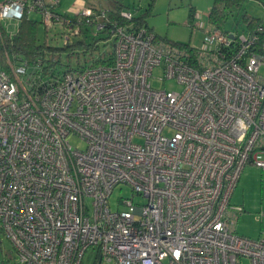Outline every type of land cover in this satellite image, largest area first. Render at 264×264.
Here are the masks:
<instances>
[{
	"label": "built area",
	"instance_id": "2783aa9c",
	"mask_svg": "<svg viewBox=\"0 0 264 264\" xmlns=\"http://www.w3.org/2000/svg\"><path fill=\"white\" fill-rule=\"evenodd\" d=\"M59 4L3 0L0 18L17 27L36 13L63 44L104 29V9ZM191 26L203 31L193 51L117 25L109 65L48 77L27 61L0 66V230L20 264H80L89 248L114 264H264V232L237 234L230 203L242 168H264V22ZM155 67L182 89L154 88ZM124 183L145 202L113 210Z\"/></svg>",
	"mask_w": 264,
	"mask_h": 264
},
{
	"label": "rangeland",
	"instance_id": "374dc122",
	"mask_svg": "<svg viewBox=\"0 0 264 264\" xmlns=\"http://www.w3.org/2000/svg\"><path fill=\"white\" fill-rule=\"evenodd\" d=\"M2 1V0H0ZM213 0H154L153 5L149 7L150 0H60L57 10L61 13L72 14L79 8L81 4L96 9L114 8L117 4H121L123 9L130 11L133 15L144 14L146 9L149 10L144 14L145 24L151 28L160 38L173 42L187 43L199 46L203 36V31L195 26H191L189 21V7L200 13L198 19L192 20V25L201 21L205 23L207 15L212 6ZM242 13L249 16L259 18L264 22V0H244L243 5L239 9L227 10V17L224 27L233 31H241L244 23L241 20ZM32 18L40 20L38 14H31ZM0 24L6 29L15 30L12 23L6 19L0 18ZM41 24L38 27V41L40 43L46 41L51 46L61 47L63 40L60 37L59 29L51 28L48 35L45 34ZM104 34L97 37L98 49L85 50L83 47H74L72 50L56 51L54 57L57 63L54 66V74L61 75L69 68H80L91 64L93 58H96L100 51L105 48L106 40L103 39ZM163 76L162 69L155 67L149 80L154 88L180 91L182 86L174 79L161 80ZM165 133L170 131L165 130ZM137 142L142 141L141 138L134 139ZM70 144L73 147L83 149L84 142L76 135L70 138ZM264 159V154L258 156ZM131 198L133 203L141 205L145 202L142 195L133 191L131 185H117L109 199L108 204L111 209H116L118 200ZM230 203L240 206L242 212L234 222L233 226L237 234L252 239L258 238L264 232V168L248 162L241 170L236 186L230 198ZM123 205H120V209ZM242 264H250L249 258L243 257ZM0 264H20L15 254L11 241L0 230ZM80 264H114L112 261L105 259L98 260L96 250L89 248Z\"/></svg>",
	"mask_w": 264,
	"mask_h": 264
},
{
	"label": "trees",
	"instance_id": "16d2710c",
	"mask_svg": "<svg viewBox=\"0 0 264 264\" xmlns=\"http://www.w3.org/2000/svg\"><path fill=\"white\" fill-rule=\"evenodd\" d=\"M154 0H150L149 7L153 5ZM244 0H213L210 11L207 18L210 23L217 27L224 26L225 19L227 17V10L239 9L243 5ZM146 9V14L149 10ZM102 9V8H101ZM106 13L105 27L98 33L94 32L92 27L85 26L82 29V38L72 43L63 44L61 47L51 46L46 41L40 43L38 41V27L39 22L32 17H23L16 30L10 34L4 29H0V66L5 70H9L8 61H27L34 68H31L32 73L39 77H48L54 74V66L57 60L54 57V53L59 50H72L74 47H83L85 50L93 51L98 49L97 39L99 34H104L103 39L106 40L105 48L100 51L96 58H93L91 64L85 66L96 65H109L113 61V49H114V37L113 30L116 26L124 27L125 29L137 28L140 26L154 32L145 24L144 14L133 15L130 11L123 9L121 4H117L114 8L104 9ZM128 11L131 13L130 20H127L121 15L122 12ZM195 10L193 7H189V23L192 24L193 15ZM241 20L246 28H254L262 21L259 18H255L242 13ZM156 37L163 41L171 42L178 47L185 48L188 51H193L189 42L179 43L173 42L167 39L160 38L155 32ZM82 66V67H85ZM80 67V68H82Z\"/></svg>",
	"mask_w": 264,
	"mask_h": 264
},
{
	"label": "crops",
	"instance_id": "0c3cea01",
	"mask_svg": "<svg viewBox=\"0 0 264 264\" xmlns=\"http://www.w3.org/2000/svg\"><path fill=\"white\" fill-rule=\"evenodd\" d=\"M2 1H3V0H2ZM2 1H0V3H1ZM9 23H11V22H9ZM13 25H14V24H13ZM14 26H15V25H14ZM1 28L4 29L7 33H13V32L16 30L17 27H15V30H13V29L10 30V29H6L5 26L3 27V26L0 24V29H1ZM241 212H242V211H241Z\"/></svg>",
	"mask_w": 264,
	"mask_h": 264
}]
</instances>
